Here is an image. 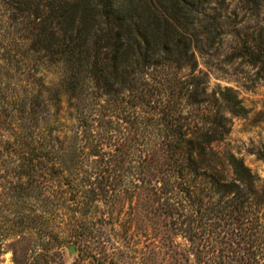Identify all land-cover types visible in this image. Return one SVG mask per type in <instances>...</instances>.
<instances>
[{
    "label": "rangeland",
    "instance_id": "rangeland-1",
    "mask_svg": "<svg viewBox=\"0 0 264 264\" xmlns=\"http://www.w3.org/2000/svg\"><path fill=\"white\" fill-rule=\"evenodd\" d=\"M262 13L255 18L240 0H228V7L221 9L219 41L212 49L197 51L195 66L196 74L206 80L208 94L220 97L230 89L240 100L243 113L225 110L230 131L221 147L242 157L261 182L264 159L258 152L264 151V74L245 59L231 57V52L235 30L260 27ZM1 28L0 264H264L244 254L245 243L239 242L233 229L234 214L221 212L218 196L206 195V189L187 196L178 191L179 180L166 183L165 193L156 192L165 166L157 165L155 153L150 162L142 161L147 146L141 120L148 107H140L129 92L124 101L107 103L101 112L96 109L99 105L90 108L98 120L100 148L111 155L76 149L83 129L75 117V99L59 87L60 74L53 66L42 67L39 76L50 88L45 96L58 94L59 100L49 101V114L37 124V133L42 137L50 130L59 138L63 143L59 154L66 155L71 169L54 175L53 161L44 159L40 166L47 178L41 195L28 196L26 190L17 194L16 167L26 160L21 153L28 155L26 148L20 149L19 143L25 142L17 126L22 134L28 133V120L22 117L27 113L22 110L29 102L31 79L25 56L18 48L10 50L14 31ZM188 73L187 68L155 69V101L163 97L180 101L172 91ZM101 100L105 102L104 97ZM111 133L114 139H109ZM115 140L117 145L108 146ZM89 176L95 182L100 177L101 187L90 183Z\"/></svg>",
    "mask_w": 264,
    "mask_h": 264
},
{
    "label": "trees",
    "instance_id": "trees-1",
    "mask_svg": "<svg viewBox=\"0 0 264 264\" xmlns=\"http://www.w3.org/2000/svg\"><path fill=\"white\" fill-rule=\"evenodd\" d=\"M240 2L251 16L263 14L264 0ZM226 7L228 0H0V28L14 31L10 50L18 48L25 56L31 79L29 102L22 110L28 133L17 126L25 142L19 143L20 149L26 148L28 155H20L26 160L16 167L15 192L41 195L47 178L40 166L44 159L53 161L54 175L71 169L66 155L59 154V138L50 130L42 137L37 133V124L49 114V101L59 100L58 94L45 96L50 88L39 76L42 67L53 66L60 74L59 87L75 99V117L83 129L78 134L82 144L78 138L75 148L111 155L100 148L98 120L90 108L99 105L96 109L103 111L107 103L124 101L129 92L140 107H148L141 120L147 146L142 161L150 162L155 153L157 165L165 166L156 192L165 193L166 183L179 180L178 191L187 196L205 189L206 195L218 196L221 212L234 214L233 229L245 243L244 254L262 263L264 181L242 157L221 147L230 131L225 110L241 114L244 108L230 89L220 97L208 94L204 76L195 72L197 51L212 49L219 41L221 9ZM242 32H234L231 57L245 59L264 74V24ZM169 67L189 70L172 91L180 101H155V69ZM258 155L264 159V151ZM96 179L98 183L89 176L88 181L101 187L100 177Z\"/></svg>",
    "mask_w": 264,
    "mask_h": 264
},
{
    "label": "water",
    "instance_id": "water-1",
    "mask_svg": "<svg viewBox=\"0 0 264 264\" xmlns=\"http://www.w3.org/2000/svg\"><path fill=\"white\" fill-rule=\"evenodd\" d=\"M70 252H71V253L75 252V247H74V246H71V247H70Z\"/></svg>",
    "mask_w": 264,
    "mask_h": 264
}]
</instances>
